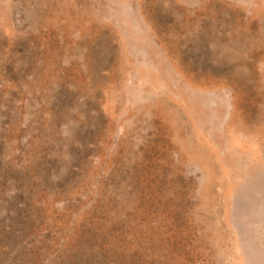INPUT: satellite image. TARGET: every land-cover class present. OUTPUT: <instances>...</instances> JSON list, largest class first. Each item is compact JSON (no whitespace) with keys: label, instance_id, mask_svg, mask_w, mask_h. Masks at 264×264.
I'll return each instance as SVG.
<instances>
[{"label":"rangeland","instance_id":"obj_1","mask_svg":"<svg viewBox=\"0 0 264 264\" xmlns=\"http://www.w3.org/2000/svg\"><path fill=\"white\" fill-rule=\"evenodd\" d=\"M0 264H264V0H0Z\"/></svg>","mask_w":264,"mask_h":264},{"label":"bare ground","instance_id":"obj_2","mask_svg":"<svg viewBox=\"0 0 264 264\" xmlns=\"http://www.w3.org/2000/svg\"><path fill=\"white\" fill-rule=\"evenodd\" d=\"M222 198H223V201H226V199L228 198V194L226 193V191H225V193H223V197Z\"/></svg>","mask_w":264,"mask_h":264}]
</instances>
